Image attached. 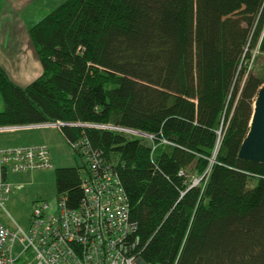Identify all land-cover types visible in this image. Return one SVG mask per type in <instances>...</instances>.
Wrapping results in <instances>:
<instances>
[{"label":"trees","instance_id":"1","mask_svg":"<svg viewBox=\"0 0 264 264\" xmlns=\"http://www.w3.org/2000/svg\"><path fill=\"white\" fill-rule=\"evenodd\" d=\"M29 37L42 73L22 89L0 70V125L154 135L151 153L144 139L84 129L117 169L142 260L264 264V164L237 156L264 84V69H247L259 41L264 53V0H64ZM59 132L70 147L80 137ZM86 169L54 171L69 208Z\"/></svg>","mask_w":264,"mask_h":264},{"label":"built area","instance_id":"2","mask_svg":"<svg viewBox=\"0 0 264 264\" xmlns=\"http://www.w3.org/2000/svg\"><path fill=\"white\" fill-rule=\"evenodd\" d=\"M75 126L119 129L151 143L156 139L152 134L129 128L60 121L5 125L0 126V133L22 128L59 131L63 127ZM83 134L71 146L87 168L81 175L82 197L78 206L74 209L67 207L64 196L57 202L55 213L48 212L47 203L35 205L26 230L0 223V264H148L140 256L136 224L130 220V207L118 172ZM161 141L173 145L165 139ZM154 149L152 145L151 153ZM50 160L49 150L43 145L0 150L2 171L6 170L5 167L13 173L52 169ZM12 189L10 183L0 179L1 210H4Z\"/></svg>","mask_w":264,"mask_h":264},{"label":"rangeland","instance_id":"3","mask_svg":"<svg viewBox=\"0 0 264 264\" xmlns=\"http://www.w3.org/2000/svg\"><path fill=\"white\" fill-rule=\"evenodd\" d=\"M63 1L64 0L57 1L59 3L53 6L47 13H44L43 16H46L49 12L55 9ZM259 43L260 41L251 51V58L248 62L247 69L251 72L261 75L264 69V53L259 50ZM14 48L15 47H12V49ZM20 48L21 47H19V49ZM2 108H3V103L0 97L1 111L3 110ZM75 127L79 129L80 133L85 129L82 126H75ZM114 127L118 128L119 126H114ZM110 131L124 134L119 129L117 130L110 129ZM80 133L79 135L83 134ZM14 136L16 137L17 142H20L21 144L24 145L46 144L49 148L48 150L52 163V169H46V170H36L33 172H21V173H13L7 170L6 181L13 186V189L7 202L4 205L5 210L4 211L0 210V223L5 224L6 226H9L11 228L19 227L21 229L26 230L29 227L30 215L35 205L47 203L49 207L48 212L55 213L56 211L59 197H57L58 195L56 194V186H55V178H54L55 169L70 168V167L76 168L81 166L82 162L83 164H85V162L83 161L82 158L79 157V155L74 150H72L70 145L67 144V142L63 139V137L61 136L60 132L57 129H52V128L24 129L18 131ZM124 136L132 137V135L127 133L124 134ZM7 139L8 138L6 136V140ZM157 140L158 139L153 140L152 143L150 142V140L147 141L149 145H155V142ZM159 141L160 143L163 144L161 140ZM110 164L114 166L113 163ZM190 172L191 171H189V173ZM190 174H192V172ZM203 176L205 179H207V177L209 176V170L206 171L203 174ZM191 180L192 181L189 187H194L199 184V179L195 177H191Z\"/></svg>","mask_w":264,"mask_h":264},{"label":"crops","instance_id":"4","mask_svg":"<svg viewBox=\"0 0 264 264\" xmlns=\"http://www.w3.org/2000/svg\"><path fill=\"white\" fill-rule=\"evenodd\" d=\"M57 1L59 0H0V70L16 87L25 88L42 73L29 37V29L44 17V13L57 5ZM24 129L45 128H22L2 132L4 134L0 133V150L42 145L48 148L46 144L24 145L17 142L14 135ZM6 177L7 170L0 169V179L6 181Z\"/></svg>","mask_w":264,"mask_h":264},{"label":"water","instance_id":"5","mask_svg":"<svg viewBox=\"0 0 264 264\" xmlns=\"http://www.w3.org/2000/svg\"><path fill=\"white\" fill-rule=\"evenodd\" d=\"M237 156L241 160L264 164V84L257 91L249 130Z\"/></svg>","mask_w":264,"mask_h":264},{"label":"bare ground","instance_id":"6","mask_svg":"<svg viewBox=\"0 0 264 264\" xmlns=\"http://www.w3.org/2000/svg\"><path fill=\"white\" fill-rule=\"evenodd\" d=\"M0 126H5V125H0ZM150 146H152V145H150ZM154 146H155V145H154ZM154 150H155V149H154ZM154 150H153V152H154ZM153 152H152V153H153Z\"/></svg>","mask_w":264,"mask_h":264}]
</instances>
